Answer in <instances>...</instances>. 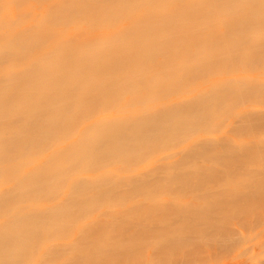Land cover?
<instances>
[{
	"label": "rangeland",
	"instance_id": "1",
	"mask_svg": "<svg viewBox=\"0 0 264 264\" xmlns=\"http://www.w3.org/2000/svg\"><path fill=\"white\" fill-rule=\"evenodd\" d=\"M100 1L84 0L77 11L95 18L91 8ZM144 1L157 26V39L162 40L153 50L160 64L135 61L129 66L128 54L136 43L132 25L122 22V39L116 43L113 37L101 40L95 27L87 33L85 26L61 38L67 41V58L79 47L105 56L114 45L112 77L101 87L107 92L123 88L118 101L126 115L133 107H155L167 112V125L163 122L161 128L151 121L147 138L129 141L126 136L136 126L129 120L121 124L112 102L102 112L92 111L82 125L79 115H70L66 121L73 125L64 128V135L73 130L91 133L96 127L109 134L98 140L102 151L82 179L87 186L55 168L30 187L33 190L4 185L0 202L9 216L1 224L15 225L14 214L21 207L25 210L19 199L39 193L35 202L42 210L25 222L41 223L42 229L19 242L10 241L11 234L0 236V264H11V249L14 264H264V0ZM26 2L37 21L52 14L47 0H2L1 7L14 20ZM59 4L66 9L67 0ZM123 5L139 7L137 0H112L108 8L124 11ZM181 21L188 30L200 31L183 36L174 31ZM20 34L15 23L12 38L18 51L12 61L5 57L9 49L0 43V85L20 86L27 95L14 101L30 102L37 111L36 116L0 120V134L9 137L3 145L9 160L0 163L12 165L21 158L9 141L15 136L10 132L36 139L37 133L28 127L37 120L46 124L56 105H63L43 76L41 57L46 49H55L54 44L38 45L28 53ZM148 37L154 39L152 32ZM44 40L49 37L42 36ZM176 42L184 59L170 61L162 52ZM223 58L239 63L238 71L232 65L223 70ZM165 61L169 63L164 66ZM64 81L66 96L90 102L94 89L88 82L70 83L67 77ZM178 106L182 109L176 112ZM147 120L148 112L137 115L138 124ZM106 137L115 143L114 151L106 148ZM51 138L45 135L46 148L37 150L35 158L54 164ZM63 145L69 146L66 141ZM156 198L162 201L154 202Z\"/></svg>",
	"mask_w": 264,
	"mask_h": 264
},
{
	"label": "bare ground",
	"instance_id": "2",
	"mask_svg": "<svg viewBox=\"0 0 264 264\" xmlns=\"http://www.w3.org/2000/svg\"><path fill=\"white\" fill-rule=\"evenodd\" d=\"M2 1V0H1ZM0 1V37L4 39L0 43H4V49H9L6 54L7 60H14L12 58L18 51L15 49V42L12 38V26L16 23L20 29V38L24 44L25 51L30 53L38 45L48 46L54 44L55 49H46L45 53L41 57L42 64L45 65L43 76L46 78L49 89L58 97H62L63 105H56L55 115L46 123L43 124L41 120H37L34 124L30 125L28 129H33L37 133L36 139H24L19 138L17 132L14 138L9 141L14 142V149L18 152L21 160H18L15 165L0 163V200L3 199L4 195L2 190L4 185L16 183V188L23 191H30V187L34 186L36 182L40 184L43 175L49 172L52 168L57 169L59 174H63L71 180L79 181L85 178L86 172L89 165H92L98 156V153L102 151L99 146V139L108 136L104 128L96 127L91 133L77 132L75 130L64 135V128L69 127L70 121L69 116H80V124L82 120L88 121L90 119L89 114L92 111L102 112L105 107L112 102V107L117 111V118L122 124L125 120H129L136 126V130L129 134L127 139L129 141H137L146 137L145 129L148 128L149 122H156L161 126L166 119L167 112L156 110V108H148L146 105L139 107H133L129 110L126 115V111L122 108L118 101L121 95V86H116L111 91L101 87L102 83L109 80L112 77V67L115 65L114 56L116 49L114 45L109 47L107 55L98 54L91 51L87 47H79L72 54L71 57L65 56L66 43L65 39L61 36L63 33L75 31L80 26H85L87 33H89L93 27L101 32L102 38L113 37L115 42L121 41L120 29L123 24L132 25L133 33L132 40L136 43V46L129 51V66L134 64L135 61H145L149 65H154L158 61L154 60L153 50L159 48L162 40L157 39L159 33L157 26L153 18H151L150 9L147 7V3L144 0H137V7L134 10L133 7H126L124 11H110L108 5L111 4L112 0H102L97 3L93 8L96 11V17L91 18L88 13H79L77 11L79 5L84 0H67L66 9L63 8L62 4H59V0H47L46 3L52 6V14L48 16L52 17V22H48V18L44 19V15L38 20L31 17V6L26 2V9L16 19L12 20L9 16H5V11L1 7ZM49 6V5H48ZM121 8V9H122ZM140 18V22L135 21L136 18ZM124 20L122 21V19ZM135 18V19H134ZM87 25H84L87 23ZM63 24L61 28H56L57 25ZM109 29L111 34L105 33V30ZM174 31L188 37V33H194L200 31V27H193L191 30L186 28V23L181 21L174 27ZM152 32L154 39L148 37V34ZM187 33V34H186ZM243 34H241L242 36ZM49 37L47 41H41V37ZM69 38V37H68ZM179 42L169 44L164 48L162 55L166 59L172 61L178 57L183 58V54L178 51ZM98 47H102V43H99ZM30 58H28L29 60ZM212 61V60H211ZM167 65L169 61H165ZM161 62L157 63L160 64ZM228 65H232L235 70L238 66L232 59L223 58L221 67L223 70ZM118 69H122L120 65ZM146 69V68H145ZM235 71H238L237 69ZM102 76L103 80H99L98 77ZM70 83L85 81L94 89L92 99L90 102H81L70 94L66 96V87L68 82ZM0 120L8 121L12 117L17 116H36L37 111L33 104L27 101H14L18 97L23 99L26 97L27 92L18 87H9L5 84L0 85ZM114 95V97H113ZM113 97V98H112ZM112 98V99H111ZM7 100H13V102H7ZM155 102V101H154ZM156 103V102H155ZM182 109L178 106L175 111L178 112ZM142 111H146L151 115L150 121H143L138 124L136 121L137 115ZM78 116V117H79ZM168 117V116H167ZM166 123L168 120L165 121ZM164 122V125L166 124ZM152 124V123H151ZM155 124V125H156ZM163 125V127H164ZM167 125V124H166ZM150 127V126H149ZM158 127V126H157ZM147 130V129H146ZM51 134L52 138L49 146L52 148V157L57 158V162L53 164L50 160H42L41 158H35V152L39 149L46 147L42 146L45 142V135ZM110 137V136H109ZM107 143L108 142V138ZM8 135L0 134V161L9 160L8 155L3 150L4 143L8 140ZM76 140V142H74ZM105 140V139H104ZM110 140L111 137H110ZM68 143V147L63 145V142ZM127 141V142H129ZM115 143L110 142L106 145L109 151H114ZM76 165V173L70 177V170ZM28 171V172H27ZM67 181H70L67 179ZM83 184L87 186L86 181L82 180ZM16 197V196H15ZM41 197V194L35 193L32 197H23L21 200L25 204V210L23 207L14 214L16 224L13 226H7L1 224L9 216V210L0 202V236L11 234L10 241L19 242L22 238H25L33 230L42 229V224L34 225L31 221L30 224L25 222V219H32L34 214L42 210V207L35 202L36 199ZM162 201V198L154 199V202ZM169 201V200H168ZM47 223L43 221V224ZM7 239V238H6ZM9 261L14 264V250H9Z\"/></svg>",
	"mask_w": 264,
	"mask_h": 264
}]
</instances>
